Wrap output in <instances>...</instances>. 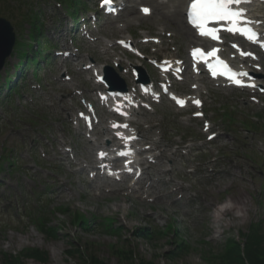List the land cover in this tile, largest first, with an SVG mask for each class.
<instances>
[{
	"label": "rangeland",
	"instance_id": "obj_1",
	"mask_svg": "<svg viewBox=\"0 0 264 264\" xmlns=\"http://www.w3.org/2000/svg\"><path fill=\"white\" fill-rule=\"evenodd\" d=\"M60 1L0 0V16L11 23L17 40L24 44L19 46L17 41L15 49L21 47L29 52L35 47L40 49L39 43L43 49L49 45L48 50L40 53L42 57L48 55V61L45 63L46 58L39 61L36 71H32L35 64L28 62L24 75H19L17 51L6 58L0 70V155L8 154L14 160L12 164L4 160L0 166V264L7 263L4 257L9 259L8 254L19 255L27 249L46 252V260L22 258L19 264H81L78 256L66 255L70 244L77 245L83 255L91 253L105 264H127L125 254L116 248L131 249L135 257L153 260L155 264H212L206 259H213L211 254L219 255L228 238L244 237L251 222L261 219L264 229V94L255 103L248 91L207 84L202 78L198 83L203 87L200 92L204 101L203 119H193L190 111L179 110L165 99L153 104L147 111L148 121L154 125L151 133L161 140L160 149L164 148L165 155L158 166L152 165L133 186L129 179L124 185L116 181L118 190L99 192L86 173L70 165L69 156L63 159L59 152L63 150V140L67 142L65 148L73 147L74 159L86 154V140L74 131L69 111H62V106L72 105L75 116L79 98H88L87 89L93 76L78 69L101 54L102 46L93 39L115 42L130 33L146 58L123 55L116 43L111 52L116 49L127 69L131 62L146 67L155 82L158 76L147 59L184 58L193 41L183 39L165 25L160 34L161 25L152 18L109 33V19L98 10L95 0H80L81 6L76 11L70 9L68 1ZM139 5H148L153 10L150 2L138 1L134 7L137 12ZM259 10L264 16V2ZM69 12L79 16L76 24L88 21L87 37L81 36V24L72 34L75 24L69 19ZM33 13L42 23L44 36L39 43L34 39L37 31L32 30ZM97 14L100 18L94 23L93 16ZM120 24H125L121 18L112 25ZM38 34L41 36V32ZM145 34L161 42L145 45L141 41ZM62 49L71 53L77 49L81 59L68 62L65 75L71 80L67 85L61 83L65 71L63 58L54 56V50ZM101 62L114 64L113 59L102 58ZM260 65L263 67L260 73L264 74V62ZM132 77L129 69L125 76L129 87L133 84ZM10 81L14 91L8 92L6 85ZM193 81L188 72L184 80L174 82V90L182 95L193 93ZM95 92H90L92 97ZM222 108L223 119L219 118ZM224 118L232 122L227 124ZM203 120L210 121L211 131L217 133L210 142L202 131ZM147 124L143 123L144 132L149 129ZM186 136L190 141L185 140ZM179 144L187 146L188 154L173 151ZM190 153L194 159L189 157ZM240 195L246 208L239 209L231 202ZM75 214H82L92 222L95 219L93 226L85 230L73 223ZM36 216L51 220L49 225L57 229L56 233L42 234L35 225ZM169 225L173 226L170 231ZM144 228L158 229L161 233L153 234L154 238L149 240L139 235ZM181 240L189 245L187 250L170 259L168 252Z\"/></svg>",
	"mask_w": 264,
	"mask_h": 264
},
{
	"label": "trees",
	"instance_id": "obj_2",
	"mask_svg": "<svg viewBox=\"0 0 264 264\" xmlns=\"http://www.w3.org/2000/svg\"><path fill=\"white\" fill-rule=\"evenodd\" d=\"M40 30H38L39 32ZM27 60V56L22 58V61ZM21 61V62H22ZM11 88H9L10 90ZM9 157V158H8ZM11 156L8 154L0 155V166L2 161L7 160L11 164L14 161L10 160ZM58 212V211H57ZM89 220L87 217L82 214H75V218L73 219V223H77L79 226L85 228V230L90 229L94 223ZM51 220H41L39 216H36L35 225L39 228L42 234L53 236L57 229L52 225H49ZM107 224H111L108 222ZM59 226V225H58ZM171 225H169V231L172 230ZM161 232L157 230L149 231L144 228L139 232L140 236L152 240L153 234H160ZM188 244L181 240L179 244L171 251H169L168 256L170 259H175L180 253L184 250L186 251L188 248ZM242 247V248H241ZM86 248V247H85ZM120 254H125L127 258V264H155L153 260H147L140 256L135 257V254L131 249H115ZM67 256H78L81 259V264H105L101 260L97 259V256H94L91 253H85L83 255L80 251V248L77 245L70 244V247L66 250ZM9 259L4 257V260L7 262L6 264H19L22 258H33L39 261L46 260V252H41L38 249H27L25 252L19 253V255H11L8 254ZM213 259H206L208 263L212 264H264V229L262 225V220L258 219L254 222H251L247 233L242 238H228L227 242L224 244L223 250L219 252V255L211 254ZM7 259V260H6Z\"/></svg>",
	"mask_w": 264,
	"mask_h": 264
},
{
	"label": "bare ground",
	"instance_id": "obj_3",
	"mask_svg": "<svg viewBox=\"0 0 264 264\" xmlns=\"http://www.w3.org/2000/svg\"><path fill=\"white\" fill-rule=\"evenodd\" d=\"M123 0H119L118 3L122 2ZM137 1H147V2H150L151 5L153 6V11H151V13L148 15V16H145L143 15L141 12H137L136 9L134 7H132L134 5V3H136ZM185 0H128V2H130L131 4V11H127L126 13H122L120 14L119 17L121 18H125L123 19L125 21V25H119L117 27H113L111 26L109 31L113 32L115 31L116 29L118 30H122L123 28L127 27L129 23H132L134 21H140L141 19H144V18H152L155 22H157V24L161 25V28H160V32L162 30V27H165V26H168L170 28H173V30L177 31L182 37L183 39H187V40H191L193 41V46H200L199 44V38L196 36L193 28L187 24L186 20H185V14L182 15V11H181V8H182V5H183V2ZM257 0H253L250 4L247 5L248 9H249V13H251V15H253L257 20L261 19L263 17L262 14H259L260 13V5H258V3H256ZM117 3V4H118ZM142 6V5H141ZM148 6V5H146ZM140 9V7H139ZM141 10V9H140ZM115 20H111L110 22H114ZM165 25V26H163ZM144 36H147V35H144ZM124 39H128L130 38V36H125L123 37ZM97 43H100L98 40H97ZM102 44V51H103V55L105 58L109 59L111 57V54L110 51H109V48L110 47H113V45L111 44V42L109 41H106L104 43H101ZM132 46H134V49H137L138 48V44L137 42H132ZM212 44H208L207 47H211ZM115 55V54H114ZM116 61H118L119 63L122 62L121 58L120 57H116L115 58ZM236 65H239L240 63L238 62H235ZM93 70H98L97 73H96V76L101 74L102 70L100 67H96L94 66L93 67ZM92 85V88L95 89L96 87L98 86H101L100 84L98 83H94L91 84ZM192 88L195 89L196 91V94H198V92H200L202 89V86L199 85L198 83H196L195 85L192 86ZM195 97H198V95H193L192 98H195ZM128 98V96H124L122 100H126ZM122 100H119V103L122 102ZM63 101V100H62ZM68 109L67 107H63L62 110H66ZM136 111V109H133L131 111L132 114H134ZM140 117H137L136 121L137 122H140L142 120H147L146 117L147 115L144 113V112H138ZM107 118H105L104 120H102V123L104 124L103 126V131L104 133H108L111 135V138L112 140L114 139V135L111 134V130H110V127H109V124L111 125L113 123V121L109 120V117H111L112 115H114L113 112H111L110 110L107 112ZM145 118V119H144ZM148 118V117H147ZM106 120V121H105ZM98 122V121H97ZM108 122V124L106 125V123ZM133 132H130L128 134H132ZM126 134V135H128ZM148 137H144V139H147ZM108 140H110L108 138ZM92 145H97L99 146L96 150V153H98L99 150H103V151H106V150H109V146H102L103 144V141H97V140H89ZM149 145L151 147H154V148H158L161 146V143L160 141L158 140H152ZM63 154H65V152H63ZM90 162H93V158L91 156V153L89 152L86 156ZM140 166V163L142 165H144V161H139L137 162ZM84 168V167H83ZM148 168L147 167H144L145 169V172H146V169ZM142 169V168H141ZM112 185L113 186H117V183H114L113 181H111ZM232 204L237 206L239 209L240 207L243 209V208H246V203H245V199L243 196H237L235 199H232L231 200ZM229 210V209H228ZM221 213V212H219ZM223 214L225 213L224 211L222 212Z\"/></svg>",
	"mask_w": 264,
	"mask_h": 264
},
{
	"label": "snow or ice",
	"instance_id": "obj_4",
	"mask_svg": "<svg viewBox=\"0 0 264 264\" xmlns=\"http://www.w3.org/2000/svg\"><path fill=\"white\" fill-rule=\"evenodd\" d=\"M246 2L247 0H193L189 6L187 16L190 23H195L200 28L201 35L211 34L209 30L204 27V25L211 20L230 21L233 24V28L229 29V31L252 33V29L250 27H237V25L242 23V17L244 16V13L239 9L234 10L232 7L233 4H242ZM142 11L147 14L149 9L144 8ZM254 35L255 33H252V35H249L248 38L253 39ZM238 75L245 74L239 73ZM235 83L240 85L241 82L239 80H235ZM178 103L182 104L183 102L178 101ZM195 103L199 104V101H195ZM197 115H199V113H197ZM124 127L127 126L125 125ZM100 155L103 157L104 154L101 153Z\"/></svg>",
	"mask_w": 264,
	"mask_h": 264
},
{
	"label": "water",
	"instance_id": "obj_5",
	"mask_svg": "<svg viewBox=\"0 0 264 264\" xmlns=\"http://www.w3.org/2000/svg\"><path fill=\"white\" fill-rule=\"evenodd\" d=\"M14 43V32L9 21L0 18V69L9 56Z\"/></svg>",
	"mask_w": 264,
	"mask_h": 264
}]
</instances>
